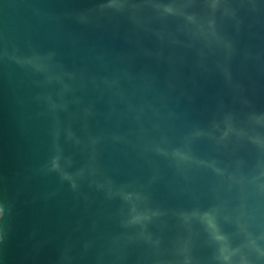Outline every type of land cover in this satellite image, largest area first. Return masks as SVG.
<instances>
[{"label": "water", "instance_id": "1", "mask_svg": "<svg viewBox=\"0 0 264 264\" xmlns=\"http://www.w3.org/2000/svg\"><path fill=\"white\" fill-rule=\"evenodd\" d=\"M0 264H264V0H0Z\"/></svg>", "mask_w": 264, "mask_h": 264}]
</instances>
